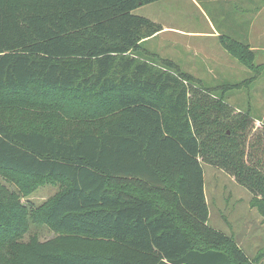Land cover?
Returning a JSON list of instances; mask_svg holds the SVG:
<instances>
[{"label": "trees", "instance_id": "trees-1", "mask_svg": "<svg viewBox=\"0 0 264 264\" xmlns=\"http://www.w3.org/2000/svg\"><path fill=\"white\" fill-rule=\"evenodd\" d=\"M159 1L0 0V173L27 196L61 185L29 209L0 184V264L264 257L209 225L203 168L233 177L264 219V122L225 98L253 78L210 89L147 58L143 43L163 28L133 12ZM220 42L255 69L249 46ZM31 222L57 237L24 241Z\"/></svg>", "mask_w": 264, "mask_h": 264}, {"label": "rangeland", "instance_id": "rangeland-1", "mask_svg": "<svg viewBox=\"0 0 264 264\" xmlns=\"http://www.w3.org/2000/svg\"><path fill=\"white\" fill-rule=\"evenodd\" d=\"M133 14L163 28L143 43L145 56L153 62L170 60L180 71L191 74L210 89L242 84L253 78L249 85L227 91L225 98L240 112L264 121V68H257L264 66V0H162L142 6ZM221 36L249 46L255 56V69L230 55L220 42ZM44 109L41 115L53 113L51 106ZM203 168L209 225L230 235L254 262L264 255V219L253 205L252 194L224 171L206 164ZM15 181L0 173L3 188L19 195L29 209L45 203L61 188L59 183L46 184L27 196ZM56 237L48 226L31 222L23 240ZM257 264H264V257Z\"/></svg>", "mask_w": 264, "mask_h": 264}, {"label": "crops", "instance_id": "crops-1", "mask_svg": "<svg viewBox=\"0 0 264 264\" xmlns=\"http://www.w3.org/2000/svg\"><path fill=\"white\" fill-rule=\"evenodd\" d=\"M235 107V106H234ZM235 108H237V107H235ZM240 110V109H239ZM256 119V118H255ZM257 120V122H260V124L261 123H263L264 121L262 120V119H256ZM206 177V174H205V170H204V178ZM205 181H206V178H205ZM205 193H206V191H205ZM210 211V210H209ZM261 217V216H260ZM262 218V217H261ZM210 219V218H209ZM216 229V228H215ZM217 230H219V229H217ZM220 231V230H219ZM228 235V234H227ZM230 236V235H229Z\"/></svg>", "mask_w": 264, "mask_h": 264}]
</instances>
